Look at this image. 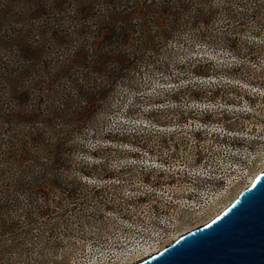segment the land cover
Returning a JSON list of instances; mask_svg holds the SVG:
<instances>
[{
    "label": "rangeland",
    "instance_id": "obj_1",
    "mask_svg": "<svg viewBox=\"0 0 264 264\" xmlns=\"http://www.w3.org/2000/svg\"><path fill=\"white\" fill-rule=\"evenodd\" d=\"M128 7L0 0V140L17 111L57 106L61 90L91 83L80 56L121 45L135 55L90 74L105 96L71 139L64 171L38 175L36 196L0 195V229L12 226L0 232V264H135L207 224L264 171V30L242 27L233 51L219 41L228 28L218 15L159 43L156 32H129ZM137 46L148 49L142 63ZM204 60L211 77L196 79ZM82 103L60 117L72 124Z\"/></svg>",
    "mask_w": 264,
    "mask_h": 264
},
{
    "label": "trees",
    "instance_id": "obj_2",
    "mask_svg": "<svg viewBox=\"0 0 264 264\" xmlns=\"http://www.w3.org/2000/svg\"><path fill=\"white\" fill-rule=\"evenodd\" d=\"M220 2L221 8L215 9L214 0H128V10L121 12L126 15L122 17L125 19V23L132 26L129 30L130 33H134V26H139L143 32L158 33L159 43L162 42V39L178 37L183 30L182 27L186 24H190L194 28L197 24L212 26L218 15L223 16L225 26L228 28V31L222 33L219 41L233 51L240 41L237 37L242 27L248 28L253 24L255 28L258 24L260 27L254 30V34L257 35L264 30V0H220ZM117 5V8L121 6L119 2ZM182 11H186V13L183 14ZM138 12H140L139 22H134L133 18L137 16ZM115 13H118V10H115ZM189 19L192 22H189ZM144 28H146L145 31ZM207 36L202 34L198 40ZM121 38L124 44L130 43L132 39L127 34ZM121 38L116 39L120 41ZM147 42L150 43V41ZM121 48L122 45L117 46L114 50H109L104 54L100 52L102 50L100 49L95 55L93 54L91 62L86 60V56H80L76 62L79 66L88 69L85 82L91 81V83H88L87 87L77 85L74 90L72 88L68 92L61 90V102L57 106L48 103L47 107H41L45 108L41 111L40 109L34 111V109L28 110L27 108L25 111L16 112L18 125L13 129V135L8 140H4L5 136L3 135L0 140V195L5 199L22 193H26V196L29 197L36 196V188L43 190V187L36 186L41 178L38 175L43 173L49 175L54 171L58 172L59 169L63 170L62 167L66 162L64 156H69L71 153L67 152L72 147L71 139L82 130V124L86 122L91 106L93 107L95 102L105 96V91L102 90L103 85H97V80H92L90 74H109L111 69L115 68H111L114 65H119L121 69L126 68L135 55L131 54V56ZM137 48V58L135 59L142 63L148 58L144 53L148 49L145 46L140 49L137 46ZM211 64V60H204L200 63L193 71L195 78L202 80L211 77L209 73L212 72ZM106 67L108 70L103 71ZM160 69H164V66ZM105 76L107 75L105 74ZM50 92L54 93L47 91L46 97L51 101L53 99L48 96ZM75 101L83 102L82 106H79L83 107L82 112L73 118L72 124L66 123L60 116L65 115L70 109L68 106L74 105ZM2 209L0 208V211ZM10 227H12L10 224L2 222L0 232L3 233Z\"/></svg>",
    "mask_w": 264,
    "mask_h": 264
},
{
    "label": "water",
    "instance_id": "obj_3",
    "mask_svg": "<svg viewBox=\"0 0 264 264\" xmlns=\"http://www.w3.org/2000/svg\"><path fill=\"white\" fill-rule=\"evenodd\" d=\"M136 264H264V171L221 214Z\"/></svg>",
    "mask_w": 264,
    "mask_h": 264
},
{
    "label": "bare ground",
    "instance_id": "obj_4",
    "mask_svg": "<svg viewBox=\"0 0 264 264\" xmlns=\"http://www.w3.org/2000/svg\"><path fill=\"white\" fill-rule=\"evenodd\" d=\"M259 174H260V173H259ZM257 176H258V175H257ZM257 176H255V177L253 178V180H255ZM253 180H251V183L253 182ZM251 183H250V184H251ZM220 214H221V213H220ZM205 224H206V223H205ZM180 236H181V235H180ZM180 236H179V237H180ZM179 237H177V239H178ZM151 255H152V254L147 255L144 259L148 258V257L151 256ZM144 259H143V260H144ZM139 262H140V261H138L137 263H139ZM133 264H134V263H133ZM135 264H136V263H135Z\"/></svg>",
    "mask_w": 264,
    "mask_h": 264
}]
</instances>
